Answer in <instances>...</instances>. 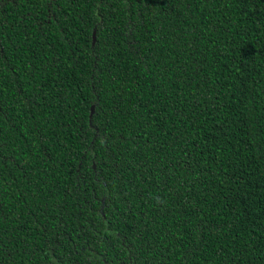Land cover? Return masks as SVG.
<instances>
[{
    "label": "trees",
    "instance_id": "obj_1",
    "mask_svg": "<svg viewBox=\"0 0 264 264\" xmlns=\"http://www.w3.org/2000/svg\"><path fill=\"white\" fill-rule=\"evenodd\" d=\"M0 264H264V0H0Z\"/></svg>",
    "mask_w": 264,
    "mask_h": 264
}]
</instances>
